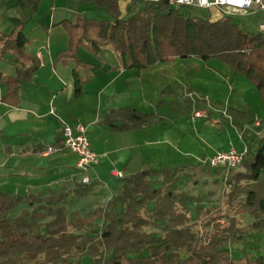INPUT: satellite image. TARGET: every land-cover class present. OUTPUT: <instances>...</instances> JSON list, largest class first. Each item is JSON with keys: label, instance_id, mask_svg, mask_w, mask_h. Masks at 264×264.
<instances>
[{"label": "trees", "instance_id": "obj_1", "mask_svg": "<svg viewBox=\"0 0 264 264\" xmlns=\"http://www.w3.org/2000/svg\"><path fill=\"white\" fill-rule=\"evenodd\" d=\"M130 1L132 7L122 15L118 0H75L77 4L90 3L103 8L109 19L82 16L53 25L61 26L68 36V44L57 53L55 62L73 66L76 97L81 95L82 86L93 72L92 64L80 60L78 51L86 49L97 56L103 45H109L122 61L129 59V66L137 70L174 58L193 57L204 62L217 59L245 77L259 93L264 106V33L247 30L228 15L213 21L186 15L183 7H173L166 0ZM39 2L18 0L26 15L11 19L12 30L1 38L3 49L12 51L18 63L15 74L0 73V84L4 86L0 101L9 107L19 104L21 85L37 68L35 58L24 51L27 36L22 26L37 10ZM17 27L19 30L15 32ZM78 68L83 71V77L78 75ZM226 112L240 131L241 121H254L249 111L227 108ZM155 119L153 112L142 113L123 106L106 112L101 122L109 130L127 131L148 128ZM57 143L63 147L61 131ZM249 147L246 144L240 164L242 170L228 171L225 204L230 209L231 202L236 201L244 213L255 219L248 226L264 233V228H260L264 226L261 219L264 216V144L260 142L256 150ZM197 165L154 168L146 164L123 176L121 185L114 188V194L101 210L100 226L92 222L83 233L67 230L62 201L73 193L79 197L93 193L99 181L90 176V170L88 183L81 182L78 171L77 182L47 197L0 191V264H236L230 247L241 243L248 232L237 225L233 214L215 211L209 215L213 210H207L208 223L204 225L207 236H202L203 241L191 228L190 222L197 217L200 220L203 213L197 210L198 203L191 210L190 205L196 198L182 187V178L190 175L186 168ZM206 166L209 173L212 170L210 174L224 172L220 167ZM23 203L36 208L14 213ZM53 205L56 208H48ZM48 213L52 220L42 223ZM71 223L78 231L85 225ZM160 223L165 227L162 232L155 227ZM252 264H264V258L259 256Z\"/></svg>", "mask_w": 264, "mask_h": 264}, {"label": "rangeland", "instance_id": "obj_2", "mask_svg": "<svg viewBox=\"0 0 264 264\" xmlns=\"http://www.w3.org/2000/svg\"><path fill=\"white\" fill-rule=\"evenodd\" d=\"M74 2L75 0H40L38 5L39 8H37L38 11L36 10L37 13L35 11L34 14H32V16L23 24V32L25 33L27 29L33 27L36 18H40V21L47 25L51 16L54 17L56 23L61 18L59 14L61 11H64L66 14V16H63V18H71V9L72 6H75ZM118 2L122 11V15H124L125 12L132 7L130 0H118ZM76 11L82 13L86 17L109 19L107 12L103 8L94 7L90 3H81L79 7H76ZM182 12L192 17L206 18L210 21L221 17V14L215 8L203 9L191 6L183 7ZM25 15L26 11L20 8L18 5V0H0V73L2 75L13 74V71H15L16 67V56L12 51L3 49L1 38L4 37V34H7L12 30L13 23L11 19L23 18ZM228 16L234 23H237L238 25L243 26L245 29L250 31H258L259 25L264 23V12L261 10L247 14L232 13ZM49 28H53V26L51 25ZM18 30L19 27H17V29L14 31L17 32ZM40 30L37 28L33 35L36 37H42L43 35L40 34ZM45 45L47 46L46 49L51 53L56 52V49L50 47V44L47 43ZM36 47V40L33 39L29 41V43H26L24 51L33 53L34 51H37V49H35ZM40 51L45 53V50L40 49ZM78 55L79 59L81 58L85 61H88V59H92L94 61L96 60V58H94V56L91 55L86 49H80L78 51ZM188 59L189 58H183L182 60ZM191 59L198 60V63L196 64H201L200 67L204 69H199L197 66L195 71H190L189 75L185 74L184 78H182V84L179 86L185 87L186 84L190 85L191 89L193 90V96L191 97V100L195 102V104H200L201 106L200 109L197 107V109L192 110L191 105L187 108L185 107L183 111L171 110L175 106H172V108L169 107L167 109V114H169V116L167 117V120L164 122V124L165 126L166 124L170 125V129H167V131L177 134L179 136V141L175 140L174 136L172 138H166L170 146L167 147L169 152L165 153L164 155L168 156L169 160H173L179 164L190 163L185 165H192L197 162L199 164L197 166H191L189 169L186 168V172L190 175L182 178V187H184V189H186L196 198V202H193L194 204L190 205L191 210H194L193 208L197 205L196 203H198L197 210L203 213L200 220L197 217L190 222L192 230L196 233L198 232L197 237L203 241L202 236H207V232H205L207 227L204 226L208 223L206 218L207 216L205 215L207 210H213V213H209V215H214L215 211H220V214L229 212L236 217L238 221L237 225L245 232H248L245 239L241 243L230 247L232 256L235 259L236 264H252L254 259L257 257L261 256L264 258V233H262V230L260 229H254L248 226V224L253 222L255 219L249 216L247 213H244L237 206L236 201L231 202L232 207L230 209L227 208L225 204L226 196L224 193L228 191L226 180L229 177V173L219 172L216 174H210L212 173V170L209 173V168L205 163L208 162L210 157L216 152L227 151L229 148H233L240 153L246 148V144L242 136L244 133L242 131H245L248 128V124H246L247 120H245V122H240L241 126L243 127L242 131H240L238 130V124H235L236 122H232V118L227 117V108L234 109L235 107L232 104L228 105V102L226 101V99L230 96V85L232 83L231 77L226 80V72H228L226 70H230L231 67L227 64L219 62L217 59L210 60L212 61L210 65L209 63H204V61L199 58ZM189 64L194 63L191 61ZM214 64H219V66L217 65L218 67L215 66L217 67L215 68L213 67ZM77 71L79 73L82 72L80 68H78ZM238 76L244 82H246L248 86H250V89L246 88L245 86H241V88L245 91V101L252 105V111L256 110V117L264 128V106L260 99L259 93L247 81V79H245V77L240 74H237V78ZM72 83L73 81L71 80L70 85H72ZM169 87L166 86L165 88H160L162 89L159 93L161 99H164V96H167V91L172 94ZM3 90L4 86L0 84V93ZM25 90L27 91V88ZM1 96L2 94L0 95V99ZM237 97L243 101L241 95H238ZM173 99L178 101L179 97L176 95V97L174 96ZM231 100L233 101V98ZM7 107L9 106L0 101V113L2 112V109L5 110ZM194 112H199L204 115L196 116L194 115ZM254 121L247 122L251 124ZM28 126L29 124L26 121L12 122L9 117H0V191L4 193L11 195L32 193L34 188L31 186L30 182L35 180L34 178H40L37 181L38 183L46 182L51 179V171L49 168V170H40L34 168L39 164H25L31 162L32 158L22 159L18 156L12 157L10 155L13 149L11 147L8 148L7 144H17L21 142L22 138L26 136L24 134H30V131H28ZM249 132L252 133V131ZM249 132L246 136H244L246 137L245 140L248 144L254 143L253 145L258 147L260 142L264 143V135H256V137L254 136L249 138ZM18 133L22 134L17 135ZM34 137H36V135ZM167 148L165 147V149ZM123 154V152H120L119 156ZM99 158L100 157L98 156V162ZM15 162H20V164H14ZM124 165L125 164H101L98 170L100 171V174L106 175L105 182L103 184L96 182L93 193L87 196L79 197L73 193L71 197L65 201H62L64 202L62 204L65 207V216L66 221L68 222L67 230L69 232L83 233L88 228V224H91L92 222L96 224L95 226H100L101 217L99 215H101V210L106 206V202L114 194V188H119L123 177L122 173V177H114L113 175V177H111L108 175V173L110 170L113 171L112 173H116L119 172L116 171L117 169H121L124 174L127 175L129 172L137 169V167L140 166L139 164L132 163L126 166L127 169H124ZM168 165L171 164H150V166L154 168L169 167ZM232 170H242V167L239 165ZM37 172H41V175L36 177L33 176V174ZM108 183L111 184L108 185ZM64 186L68 187L66 184H62L59 187L54 186V188L48 192V194L45 193L44 195L42 194V196L47 197L55 195V193L62 191ZM34 207L35 205L30 206L27 203H23L18 209L14 211V213L16 212V214H19L22 209H26L31 212ZM48 208L53 209L56 207L53 205V207L48 206ZM43 212L46 213L45 209ZM196 215L197 211L194 218ZM94 218H96V220L92 221ZM261 219L264 220V216H261ZM51 220L52 216L49 214L46 215V217L42 220V223ZM221 220L222 219H220V221ZM71 221L75 224L83 223L85 225H83L81 230L78 231V227L74 226ZM162 223L155 226L159 232H162L165 229V227H163L164 224ZM221 223H223V221H221ZM260 228H264V226Z\"/></svg>", "mask_w": 264, "mask_h": 264}, {"label": "crops", "instance_id": "obj_3", "mask_svg": "<svg viewBox=\"0 0 264 264\" xmlns=\"http://www.w3.org/2000/svg\"><path fill=\"white\" fill-rule=\"evenodd\" d=\"M74 4L75 6H72L71 9V18H66L67 20L73 21L78 17L85 16L76 11V7H79L80 4L76 2ZM59 14L61 18L58 17L60 19L56 23L64 20L63 16H66L64 11ZM56 23L52 16L48 25L41 22L40 18H36L33 27L26 30L27 43L35 39L37 44L35 49L37 51L33 53L25 51V53L35 58L37 68L31 78L22 83L19 92V104L13 108L2 109L0 113V117H9L12 122L26 121L29 124V135L27 133L24 134L26 136L17 144H7L8 148L11 147L13 149L10 155L12 157L18 156L22 159L32 158L31 162L25 164H39L34 168L40 170L50 169L51 171V179L46 182L40 181L41 183H38L37 181L40 178L33 177L35 180L30 182L34 188L32 194H48L54 186L68 185L80 179V173L75 166L76 155L63 147H59L57 143V136L60 131L62 132L64 124L82 123L87 126L90 148L100 157L99 162L90 170V176L98 179L99 183L102 184L105 182L106 175L100 174L98 168L103 163L125 164L124 169H127L126 166L132 163L140 165L137 169L146 164H171L168 165L170 167L190 164L176 163L164 155L169 152L167 147L170 146L166 138L174 136L175 140L179 141L177 134L167 131V129H170V125L166 124L165 126L164 122L169 116L167 114L169 107L175 106L170 109L183 111L185 107L192 105V110L197 109V107L200 109L201 105L195 104L191 100L193 90L190 85L179 86L182 84V78H184L185 74L189 75L190 71H195L197 66L199 69L201 68V64H196L198 60L174 58L170 61L157 63L148 69L137 70L129 66V59L122 61L120 55L110 46L103 45L100 53L97 56L93 55L97 61L92 59L85 61L80 58L82 61L92 64L93 72L91 79L82 86L81 95L76 97L72 88L73 83L70 85L73 66L55 62L57 53L68 44V36L63 28L61 26H53ZM51 25L53 28H49ZM37 28L41 29L40 34L43 35L42 37L33 35ZM47 43L50 44V47L56 49L55 53H51L46 49L47 46L45 44ZM40 49L45 50V53L41 52ZM25 60L27 61V59ZM191 61L194 64H189ZM211 62L204 63H209L210 65ZM217 65L219 66V64H214L213 67ZM15 71H13V74H15ZM226 71H228L226 72V80L230 77L232 78L230 96L226 99L228 105L232 104L235 106L234 109L238 108L236 110L239 111H249L254 116L255 121L253 123L250 124L246 121L248 128L242 135L245 144H248L244 136L249 131H252V133L249 132V138L256 137V135H264V128L256 117V110L252 111V105L245 101V91L241 86H245L248 89H250V86L239 76L237 78V74L232 69ZM78 75L83 77V71L81 73L78 72ZM166 86H171L169 88L172 94L167 91V96L161 99L159 93L162 89L160 88H165ZM26 88L27 91L25 90ZM3 91H1L0 95ZM176 95L180 101L173 99ZM238 95H241L243 101L237 97ZM232 98L233 101L231 100ZM123 106L131 107L142 113L153 112L156 115V119L148 128L127 131L109 130L101 122L103 115L111 109ZM21 134L18 133L17 135ZM35 135L36 137H34ZM249 144L252 150L258 148L253 145L254 143ZM49 146L57 150L54 153L45 155L44 152ZM120 152L124 154L119 156ZM14 164H20V162H15ZM116 171L121 172L125 176L121 169ZM111 172L113 171L110 170L108 175L113 177ZM39 175H41V172L33 174L35 177Z\"/></svg>", "mask_w": 264, "mask_h": 264}, {"label": "built area", "instance_id": "obj_4", "mask_svg": "<svg viewBox=\"0 0 264 264\" xmlns=\"http://www.w3.org/2000/svg\"><path fill=\"white\" fill-rule=\"evenodd\" d=\"M160 1V0H143ZM173 7H198L203 9L215 8L221 15L232 13L247 14L261 10L264 12V0H166ZM258 31L264 33V23L259 25ZM196 116L204 114L194 112ZM63 148L76 155V169L81 173V182L88 183V171L98 163L97 154L90 148L87 135V126L82 123L73 125L64 124L62 129ZM56 149L52 146L46 148L44 154L54 153ZM246 148L237 152L233 148L213 154L206 164L210 167H220L224 173L236 168L241 164ZM114 177H122L121 172L112 173Z\"/></svg>", "mask_w": 264, "mask_h": 264}]
</instances>
